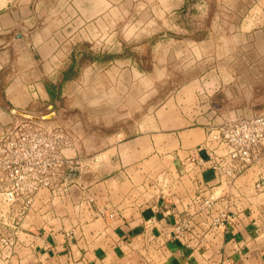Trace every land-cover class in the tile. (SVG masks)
Returning <instances> with one entry per match:
<instances>
[{"label": "crops", "instance_id": "obj_1", "mask_svg": "<svg viewBox=\"0 0 264 264\" xmlns=\"http://www.w3.org/2000/svg\"><path fill=\"white\" fill-rule=\"evenodd\" d=\"M178 1L167 3L169 23L174 8L188 6V0ZM200 2L207 11V0ZM158 5L155 0H0V139L20 124L7 107L38 115L54 105L57 116L51 123H68L77 140V148L64 150V155L88 156L93 168L86 176H70L74 184L62 193L40 192L13 247L2 249L0 239V264H264V190L256 188L264 180V167L251 166L227 184L206 160L210 126L264 112L257 79L242 84L232 69L216 65L184 85L194 88V105L172 118L175 126L124 136L91 127L90 120L98 119L97 108L107 100L100 94L102 85L116 81L121 87L130 82L138 86L144 81L138 66L124 67V56L106 65L90 61L64 80L85 51L76 45L89 43L95 56L123 54V41L132 36H120L117 50L105 44L113 10ZM248 6L246 17L233 15L237 29L234 25L228 35L244 44L247 54L264 59V2L253 0ZM149 17L142 15L141 25ZM23 29V37L16 38ZM203 44L192 43L200 60L208 55ZM100 77L106 81L100 83ZM48 86L59 92L56 98ZM87 88L93 93L83 94ZM218 96H224L222 102ZM71 104L75 109L68 115ZM136 116L111 117L127 128L144 124ZM155 123L160 124L159 118ZM198 158L205 160L202 166L193 161ZM6 184L0 181V197ZM211 194L218 197L214 216L225 215L222 225L206 233L198 217L184 239H175L177 221L195 214L198 198Z\"/></svg>", "mask_w": 264, "mask_h": 264}, {"label": "rangeland", "instance_id": "obj_2", "mask_svg": "<svg viewBox=\"0 0 264 264\" xmlns=\"http://www.w3.org/2000/svg\"><path fill=\"white\" fill-rule=\"evenodd\" d=\"M146 1L154 2V0ZM155 1L159 3L158 6H150L149 8L125 7L123 8L124 12L113 10L110 13L111 18H108V22L106 21L107 33H110V38L105 39L106 46H113L114 50H117L119 44H116V41L122 42L120 36L126 33L127 36L132 37L128 41H123V54L109 53V56L104 55L108 60L101 62L95 60V62L106 65L109 62L118 61L117 59L124 56L127 60H123L122 65L129 68L138 66L144 75V81L138 86L130 82L129 85L121 87L116 81L110 87L102 85L100 94L107 100L98 106V119L90 120L91 125H93L91 127H97L103 132L114 130L124 136L125 134L130 135L152 130V128L160 130L175 126V124L170 123L172 118L182 114V109H185L186 105H194V96L191 94V92L194 93V88H183L184 85L194 81L202 73L205 74L206 71L215 68L216 65L232 69L242 84L250 81L255 82L257 79L258 90L264 93V59L260 55H254L252 51L247 54L246 46L242 43L238 44L239 41L229 38L228 35L234 28L237 29L235 23L238 19L233 18V15L241 18L249 15L251 8L248 4H251L253 0H207L210 4L207 11L205 7H199L198 3L202 4L200 0H188V6L174 8L170 12L172 14V22L170 23L166 20L170 10L167 4L169 0ZM261 1L264 2V0ZM176 2L177 4L180 3L178 0ZM144 14L150 17L144 25H141V16ZM159 20L160 22H158ZM102 27L104 28L103 24ZM98 33H102L101 28H98ZM201 40L208 55L200 60V57H197L198 55L193 52L192 43ZM74 47L86 52L82 57L76 58L78 72H80V69H83L82 67L90 62L95 55L89 49V43H82ZM158 47L160 48L158 49ZM255 57L257 61L254 63ZM120 66L121 64L117 65L118 68ZM76 69L77 67H75V71ZM99 81L102 83L106 81V78L100 77ZM226 89L230 93L237 94V90L233 92L232 88ZM236 89L243 92L246 88L239 87ZM90 93L92 94L93 91H89L88 88L83 91V94L86 95ZM223 98L224 96H218L217 101L222 102ZM113 99L115 101H112ZM66 107L68 106L66 105ZM74 109L75 107L71 104L67 110L69 111L68 115H71ZM67 111L63 112L67 113ZM46 114H49V107L44 114L31 115ZM112 115L122 116V118L128 115L131 117L138 115V118L142 119L141 123L143 124L144 121V124L126 128L123 126V120H119L117 123L112 119ZM16 117L20 120V125L39 124L65 128L74 137L77 147V140L71 130L72 128L67 125L68 123H51L55 121L56 117L52 120L39 122H33L21 116ZM156 117L160 120L159 125L154 124V120L158 121ZM86 123L87 125L90 124L88 119H86ZM77 161L80 163L81 177L92 171L93 168L91 169L88 165V156L82 159L78 158ZM79 176L76 177L79 178ZM68 179L69 182L66 186L55 183L52 188L44 190L52 194L62 193L65 187L68 188L74 184L73 178L69 177ZM18 202L13 203L14 206H10L7 200L3 199L2 196L0 197V239L8 240L11 237L14 243L17 234L23 230L22 224L28 215V213H19V206L22 207V204ZM33 205L32 207H34ZM2 244V249L9 248L4 243ZM5 258L4 262L7 260V257Z\"/></svg>", "mask_w": 264, "mask_h": 264}, {"label": "built area", "instance_id": "obj_3", "mask_svg": "<svg viewBox=\"0 0 264 264\" xmlns=\"http://www.w3.org/2000/svg\"><path fill=\"white\" fill-rule=\"evenodd\" d=\"M206 145L211 146L206 159L210 168L227 184L251 166L264 167V112L210 126ZM76 148L74 137L65 128L39 124L14 126L8 136L0 139V181L7 183L2 191L3 199L10 206L19 201L22 204L19 213L27 214L42 190L52 188L55 183L66 186L70 176L76 178L80 174L77 158L63 153ZM193 161L202 166L205 160ZM256 188L264 190L262 178L256 182ZM217 200L214 194L198 198L195 214H185L175 224L174 238L184 239L198 217L206 233L222 225L225 215L213 214ZM1 242L9 248L14 244L11 237Z\"/></svg>", "mask_w": 264, "mask_h": 264}, {"label": "water", "instance_id": "obj_4", "mask_svg": "<svg viewBox=\"0 0 264 264\" xmlns=\"http://www.w3.org/2000/svg\"><path fill=\"white\" fill-rule=\"evenodd\" d=\"M22 31L23 32L21 34H18L16 36V38H22L23 37V35L26 33V30L23 29ZM57 107H58V109L60 111L62 110V108L60 107L59 104H57ZM7 110H8V112H10L13 115L21 116V117H23V118H25L27 120L33 121V122H39L41 120H52V119H54L57 116V112L54 109V105H50L49 106V114L41 115V116H33V115L29 114V113L23 112L21 110L13 108V107H7Z\"/></svg>", "mask_w": 264, "mask_h": 264}, {"label": "trees", "instance_id": "obj_5", "mask_svg": "<svg viewBox=\"0 0 264 264\" xmlns=\"http://www.w3.org/2000/svg\"><path fill=\"white\" fill-rule=\"evenodd\" d=\"M86 52H82L81 57L85 54ZM92 55V54H90ZM93 56V55H92ZM92 60H96V61H106L108 60V58H106V56H94L92 57ZM91 60V62H92ZM77 59H74V62L72 64V66H70V68L68 70H66V72L64 73V80H70L71 78H73L74 76H76L78 74V64H77ZM75 67H77L76 71H75ZM48 92L50 93L51 97L54 99L58 96L59 92H54L52 87L48 86Z\"/></svg>", "mask_w": 264, "mask_h": 264}]
</instances>
